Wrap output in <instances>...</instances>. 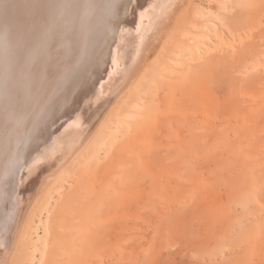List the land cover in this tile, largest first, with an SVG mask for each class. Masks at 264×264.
Returning a JSON list of instances; mask_svg holds the SVG:
<instances>
[{
	"label": "rangeland",
	"instance_id": "obj_1",
	"mask_svg": "<svg viewBox=\"0 0 264 264\" xmlns=\"http://www.w3.org/2000/svg\"><path fill=\"white\" fill-rule=\"evenodd\" d=\"M142 65L121 140L62 173L42 264H264V0H185Z\"/></svg>",
	"mask_w": 264,
	"mask_h": 264
},
{
	"label": "bare ground",
	"instance_id": "obj_2",
	"mask_svg": "<svg viewBox=\"0 0 264 264\" xmlns=\"http://www.w3.org/2000/svg\"><path fill=\"white\" fill-rule=\"evenodd\" d=\"M184 1L0 0V264L16 251L20 264H42L62 173L80 157L90 166L121 140L127 112L108 116ZM191 10L213 12L198 2ZM160 72L173 66L165 61ZM182 73L180 65L175 78Z\"/></svg>",
	"mask_w": 264,
	"mask_h": 264
},
{
	"label": "snow or ice",
	"instance_id": "obj_3",
	"mask_svg": "<svg viewBox=\"0 0 264 264\" xmlns=\"http://www.w3.org/2000/svg\"><path fill=\"white\" fill-rule=\"evenodd\" d=\"M144 11H147V9H142V13H143Z\"/></svg>",
	"mask_w": 264,
	"mask_h": 264
}]
</instances>
